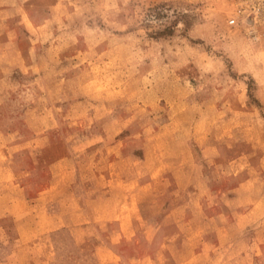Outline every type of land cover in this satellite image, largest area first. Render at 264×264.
Returning <instances> with one entry per match:
<instances>
[{
    "label": "rangeland",
    "instance_id": "rangeland-1",
    "mask_svg": "<svg viewBox=\"0 0 264 264\" xmlns=\"http://www.w3.org/2000/svg\"><path fill=\"white\" fill-rule=\"evenodd\" d=\"M0 264H264V0H0Z\"/></svg>",
    "mask_w": 264,
    "mask_h": 264
},
{
    "label": "built area",
    "instance_id": "built-area-1",
    "mask_svg": "<svg viewBox=\"0 0 264 264\" xmlns=\"http://www.w3.org/2000/svg\"><path fill=\"white\" fill-rule=\"evenodd\" d=\"M228 22H229V24H231V23H233V22H234V19H233V18H231V19H229V20H228Z\"/></svg>",
    "mask_w": 264,
    "mask_h": 264
}]
</instances>
